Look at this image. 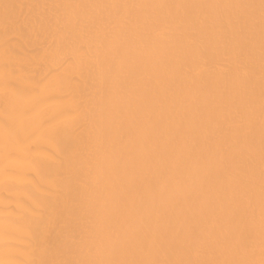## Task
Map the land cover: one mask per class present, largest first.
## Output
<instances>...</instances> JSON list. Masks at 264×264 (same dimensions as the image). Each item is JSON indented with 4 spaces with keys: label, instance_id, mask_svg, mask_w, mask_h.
Instances as JSON below:
<instances>
[{
    "label": "bare ground",
    "instance_id": "bare-ground-1",
    "mask_svg": "<svg viewBox=\"0 0 264 264\" xmlns=\"http://www.w3.org/2000/svg\"><path fill=\"white\" fill-rule=\"evenodd\" d=\"M0 264H264V0H0Z\"/></svg>",
    "mask_w": 264,
    "mask_h": 264
}]
</instances>
